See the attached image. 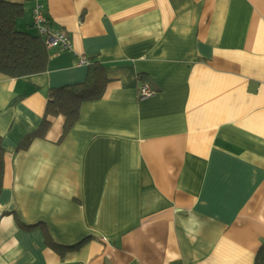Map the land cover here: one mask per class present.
Returning a JSON list of instances; mask_svg holds the SVG:
<instances>
[{"label": "crops", "instance_id": "crops-1", "mask_svg": "<svg viewBox=\"0 0 264 264\" xmlns=\"http://www.w3.org/2000/svg\"><path fill=\"white\" fill-rule=\"evenodd\" d=\"M2 1L37 33L33 0ZM41 3L72 49L45 73H0V264H255L264 0ZM82 58L100 63L103 97L68 133L61 115L41 130L52 89L87 79Z\"/></svg>", "mask_w": 264, "mask_h": 264}, {"label": "trees", "instance_id": "trees-1", "mask_svg": "<svg viewBox=\"0 0 264 264\" xmlns=\"http://www.w3.org/2000/svg\"><path fill=\"white\" fill-rule=\"evenodd\" d=\"M25 10V4L0 0V73L12 79L47 72L53 53L48 48L46 36L38 31L34 34L17 27ZM88 67L89 73L83 83L52 89L41 130L49 125L48 116L61 115L65 118L64 134L68 133L79 121L83 104L103 97L108 82L104 78V71L95 58L89 59ZM5 156L6 150L0 136V197L5 178ZM46 242L56 248L49 237ZM255 264H264V243L256 255Z\"/></svg>", "mask_w": 264, "mask_h": 264}, {"label": "built area", "instance_id": "built-area-1", "mask_svg": "<svg viewBox=\"0 0 264 264\" xmlns=\"http://www.w3.org/2000/svg\"><path fill=\"white\" fill-rule=\"evenodd\" d=\"M34 6V27L37 31L47 37L48 48L55 52L69 51L72 49V43L69 35L62 30L54 31L46 17L41 1L33 0ZM80 64H88L86 58L80 60ZM139 99H147L154 95V91L148 85H142L138 91Z\"/></svg>", "mask_w": 264, "mask_h": 264}, {"label": "rangeland", "instance_id": "rangeland-1", "mask_svg": "<svg viewBox=\"0 0 264 264\" xmlns=\"http://www.w3.org/2000/svg\"><path fill=\"white\" fill-rule=\"evenodd\" d=\"M18 27V26H17ZM19 28V27H18Z\"/></svg>", "mask_w": 264, "mask_h": 264}]
</instances>
